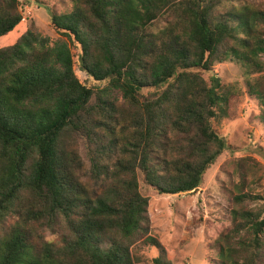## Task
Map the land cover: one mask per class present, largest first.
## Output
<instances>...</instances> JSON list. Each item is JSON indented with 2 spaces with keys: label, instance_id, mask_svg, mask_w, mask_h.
<instances>
[{
  "label": "trees",
  "instance_id": "16d2710c",
  "mask_svg": "<svg viewBox=\"0 0 264 264\" xmlns=\"http://www.w3.org/2000/svg\"><path fill=\"white\" fill-rule=\"evenodd\" d=\"M20 1L0 0V37L20 26ZM161 14L167 24L151 30ZM51 26L54 43L32 25L0 47V264H135L144 246L159 250L155 264H172L150 234L139 172L159 193L201 185L227 147L213 123L234 117L241 93L216 73L205 79L218 63L249 73L246 93L264 125V8L246 0H74L71 11L52 13ZM76 56L80 70L109 83L81 82ZM76 130L94 151L97 198L66 150ZM255 169L252 158L235 163L240 180L215 264H264Z\"/></svg>",
  "mask_w": 264,
  "mask_h": 264
},
{
  "label": "rangeland",
  "instance_id": "374dc122",
  "mask_svg": "<svg viewBox=\"0 0 264 264\" xmlns=\"http://www.w3.org/2000/svg\"><path fill=\"white\" fill-rule=\"evenodd\" d=\"M246 1L264 8V0ZM19 8L23 20L17 30L8 34L10 37H0V47L15 43L32 25L37 33L48 36L54 43L60 36L51 26V15L54 11H71L74 0H21ZM166 18L164 14L159 15L153 21L151 30L166 25ZM75 62L77 76L88 87L102 88L109 83V79L95 80L80 70L78 56ZM214 73L222 82L234 84L241 93L234 99V117L213 123L218 133L226 139L227 147L207 169L201 185L186 193H159L139 172L141 192L149 196L150 234L162 242L172 264H215L214 259L218 257L215 240L231 220V201L240 180L235 163L241 158L248 157L255 161V178H260V181L253 187L254 192L264 196V125L254 116L259 112L257 101L246 93L249 73L234 61L216 64L212 72L204 74L205 79L209 80ZM120 101H123L121 97ZM65 146L69 158H73L77 177L82 180L89 195L97 198L102 187L92 178L91 157L94 151L84 130L71 131ZM137 254L140 260L135 264H155L153 259L159 255V250L154 246H144L138 248Z\"/></svg>",
  "mask_w": 264,
  "mask_h": 264
}]
</instances>
